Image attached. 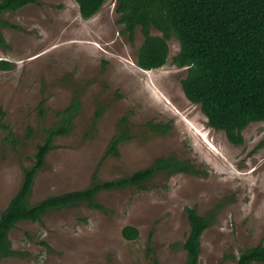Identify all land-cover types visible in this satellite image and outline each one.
I'll return each mask as SVG.
<instances>
[{"label":"rangeland","instance_id":"rangeland-1","mask_svg":"<svg viewBox=\"0 0 264 264\" xmlns=\"http://www.w3.org/2000/svg\"><path fill=\"white\" fill-rule=\"evenodd\" d=\"M116 7L108 0L84 19L75 0H37L4 13L15 27L0 29V64H9L0 65L7 126L0 129V210L18 190L46 130L74 97L80 107L71 131L53 140L32 204L85 189L95 175L99 181L127 177L158 157L189 159L203 174L158 172L143 188L101 191L95 202L102 209L82 204L21 222L8 236L18 253L0 257V264H184L187 207L214 214L201 237L200 264H234L245 249L264 245V121L250 123L240 145L211 128L184 94L187 68L172 61L179 41H169L164 66L139 68L143 35L138 27L130 40ZM160 123L169 126L166 133L150 126ZM121 127L127 139L118 156L107 155ZM126 226L137 228L136 240L124 238Z\"/></svg>","mask_w":264,"mask_h":264},{"label":"trees","instance_id":"trees-1","mask_svg":"<svg viewBox=\"0 0 264 264\" xmlns=\"http://www.w3.org/2000/svg\"><path fill=\"white\" fill-rule=\"evenodd\" d=\"M108 0H75L82 18L90 19L99 13ZM119 22L123 32L134 40L139 27L143 42L136 52V64L143 70L164 66L169 58V41L176 38L180 50L172 59L181 68H187L182 88L187 99L199 105L208 125L224 131L228 140L243 143V130L252 122L264 121V0H116ZM37 0H0V29L15 27L4 20L7 12L16 11ZM156 29L160 35L152 31ZM0 43L5 39L0 31ZM7 68L8 63L2 62ZM41 107V106H40ZM74 97L71 105L60 112L61 119L46 130V137L36 147L33 163L23 168L21 184L0 210V257L18 252L12 247L9 233L21 222H37L51 211L73 208L82 204L102 209L96 203V195L105 190L127 187H145L158 172L168 176L175 173L203 174L189 159L176 155L158 157L154 163L131 175L112 181H99L94 176L85 189L51 195L32 204L30 197L36 176L45 165L56 137L67 135L79 110ZM42 112V109L39 108ZM97 112L96 118L102 114ZM4 112L0 108V129L7 128ZM127 122L126 117L121 121ZM157 133H166V124H151ZM120 133L114 135L108 145L107 155L118 156L119 145L127 139ZM186 215L190 231L182 248L186 253L184 264H200L201 237L214 220V214L201 215L196 208L187 207ZM127 240H136L139 231L133 226L124 227ZM234 264H264V245L245 249Z\"/></svg>","mask_w":264,"mask_h":264}]
</instances>
